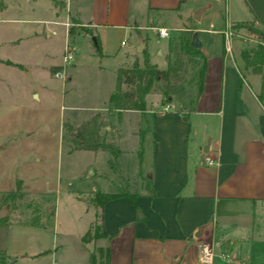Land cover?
I'll list each match as a JSON object with an SVG mask.
<instances>
[{"label":"crops","instance_id":"1","mask_svg":"<svg viewBox=\"0 0 264 264\" xmlns=\"http://www.w3.org/2000/svg\"><path fill=\"white\" fill-rule=\"evenodd\" d=\"M60 1L62 11L88 30V33L80 31V35L90 40L93 37L92 50L98 59L122 49L117 67L128 65L135 51L141 48L146 51V30L165 28L157 24L160 18L170 20L171 31H195L197 48L204 58L201 88L191 109L183 111L178 103L172 111L168 108L158 111L161 105H169L163 101L155 110L107 112L118 117L131 113L143 123L145 134L133 183L129 189L118 191L133 193L134 205L124 195L101 205L105 235L93 238L91 244L93 249L107 248L104 264H202L197 260L201 243L210 248L208 264H264V65L254 73L244 68L239 58L241 50L257 43L255 38L264 47V0H245L249 16L230 18V25L235 22L245 25L233 29L235 37L227 41L223 39L222 28H212L209 20L201 21L207 6L197 0H86L85 6H76L71 12L69 0ZM199 7L204 9L195 20L192 14ZM56 13L49 3L48 15L32 21H48L44 24L63 27L59 20L53 19ZM44 24L40 27L44 28ZM240 30H245L248 36H240ZM6 31L13 38L2 36L0 47L8 43L17 45L20 35L28 49L33 50L35 28L24 26ZM63 33L68 36L64 27ZM111 33L125 36L112 53L107 44ZM154 35L166 38L157 36L155 31ZM43 36L48 38V32ZM167 44L168 39L162 50L156 51L163 63L160 66L146 51L148 61L158 69L166 67ZM0 60L10 62V66L16 63L5 56H0ZM52 65L55 64L38 63L33 70L36 73L41 70L49 80L47 69ZM22 67L25 77L28 68L24 64ZM66 74L68 82L70 76ZM41 88L45 93L46 88ZM145 113L151 115L148 120L143 117ZM106 122L105 127L113 133L108 140H119L117 128ZM130 135L133 143L140 140L134 130ZM205 155L212 157L214 163L205 164ZM78 244L85 255L79 264H88L87 243L79 237ZM245 244L246 251L242 254L241 245Z\"/></svg>","mask_w":264,"mask_h":264},{"label":"rangeland","instance_id":"2","mask_svg":"<svg viewBox=\"0 0 264 264\" xmlns=\"http://www.w3.org/2000/svg\"><path fill=\"white\" fill-rule=\"evenodd\" d=\"M197 1L207 6L201 21L209 20L212 28L220 27L222 31L229 28L233 32L236 28L229 24L232 16H249L245 0ZM48 2L57 11L53 19L59 20L65 29L72 27L68 38L61 25L32 21L48 15ZM85 5L86 0H69V12ZM61 8L60 0H0V38L12 37L6 31L10 28L25 26L37 31L33 50L28 49L25 38L20 35L17 45L8 43L0 47V56L17 63L10 66V62L0 60V208L5 209L0 217V253L6 264L82 263L85 255L78 246V239L87 222L95 223L90 194L96 189L108 192L129 189L139 164L145 134L143 123L131 113L118 117L112 112L107 114L111 110L106 112V95L112 89L114 67L120 63L122 49L98 59L91 40L80 35L74 18ZM158 23L165 26L166 38H158L153 30H146L145 47L160 66L163 63L156 51L162 50L173 31L168 18H160ZM42 24L44 28L40 27ZM45 31L48 38L43 36ZM238 32L242 37L248 36L245 30ZM140 35L144 38L145 33L141 31ZM119 40L123 43L125 36L108 35L111 53ZM64 41L72 54L60 78L54 73L62 68ZM170 45L172 61L167 84L159 82L157 90L145 94V109L158 108L162 89L172 98L166 100L169 111L176 109L178 103L183 105V111L188 108L187 99L194 91L193 80H190L192 65L173 43ZM49 62L55 65L47 69L51 76L47 80L41 70L36 73L33 67ZM23 64L28 68L25 77ZM66 72L70 76L68 82H65ZM41 86L46 88L45 93ZM96 111L102 113L106 124L108 120L117 128L120 139L112 141L117 150L115 157L106 151L68 148V133L62 124L76 125ZM150 116L143 115L147 120ZM105 126L100 131L108 140L113 133ZM131 130L135 131V137L141 136L138 142H132ZM86 243L97 259L92 239ZM245 247L247 244L241 245L242 254ZM19 254L24 255L19 257Z\"/></svg>","mask_w":264,"mask_h":264},{"label":"trees","instance_id":"3","mask_svg":"<svg viewBox=\"0 0 264 264\" xmlns=\"http://www.w3.org/2000/svg\"><path fill=\"white\" fill-rule=\"evenodd\" d=\"M232 25L239 27L244 26L245 23L235 22ZM78 26L81 32L88 33V30L80 25ZM66 32L67 34L72 33V27H68ZM191 32L192 30L190 29L173 31L168 39L167 54L165 55L166 67L164 69H158L154 64L150 63L143 48L137 50V54H132V59L128 65L115 68L112 90L106 99V112L108 110H141L144 108V95L148 91L157 90L159 82L167 84L168 74L171 70L169 63L171 43L192 65L190 80H193L194 91L193 95L187 99V109H191L201 88V78L205 65L204 58L198 48L189 45ZM94 48L97 51L96 41H94ZM192 55H196L198 58L193 59ZM239 58L244 68H248L249 71L254 73L259 72L264 65V47L260 42H257L251 48L241 50ZM159 93L162 102L172 99L166 89L159 90ZM181 107L183 105L180 103ZM105 125L102 113L99 111L92 113L87 119L80 121L76 125L62 124L64 130L68 133V148L70 150L106 151L112 157H115L116 148L110 140L105 138L103 131H100ZM119 195L126 196L127 200L134 205V194L130 192L118 193L95 190L90 194V206L93 208V220L95 219V223L91 221L80 235L82 242L105 235L101 227V205L106 200ZM94 250L98 255V261L95 262V256L90 251L88 264H104L108 257L107 248L95 247ZM0 264H6L1 253Z\"/></svg>","mask_w":264,"mask_h":264},{"label":"built area","instance_id":"4","mask_svg":"<svg viewBox=\"0 0 264 264\" xmlns=\"http://www.w3.org/2000/svg\"><path fill=\"white\" fill-rule=\"evenodd\" d=\"M155 33L157 36H161L164 37L166 36V29L163 27H153ZM233 34L232 30H230L229 28H226L225 30L222 31V36L224 41H227L231 35ZM256 42H259L256 38H255ZM122 43V41L120 42ZM225 49L227 50V45H225ZM71 50L68 48L67 43L64 41L63 42V46H62V54H61V64H62V68L59 71H56L54 73V76H59L60 78L62 77V73L64 71V66L69 62V60L71 59ZM168 108V106L166 104H163L159 107L158 111H164ZM203 162L205 164H212L214 163V160L212 159V157L210 156H203ZM211 259V251L209 246L206 243H201L198 246V253H197V260L198 262L202 263V264H208L210 262Z\"/></svg>","mask_w":264,"mask_h":264},{"label":"water","instance_id":"5","mask_svg":"<svg viewBox=\"0 0 264 264\" xmlns=\"http://www.w3.org/2000/svg\"><path fill=\"white\" fill-rule=\"evenodd\" d=\"M203 9H204V7L197 8L193 12L192 18L196 20L198 18V15L200 14V12L203 11ZM91 40L93 41V37H91ZM189 45L192 47H198V45H199L198 40H197L196 35H195V31L191 32L190 39H189ZM4 211H5L4 208H0V217H2L4 215Z\"/></svg>","mask_w":264,"mask_h":264}]
</instances>
